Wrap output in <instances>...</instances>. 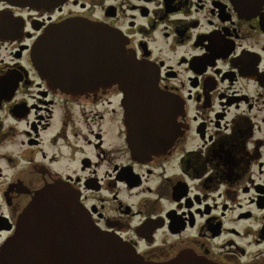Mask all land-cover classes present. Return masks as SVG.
Masks as SVG:
<instances>
[{
  "label": "flooded vegetation",
  "instance_id": "flooded-vegetation-1",
  "mask_svg": "<svg viewBox=\"0 0 264 264\" xmlns=\"http://www.w3.org/2000/svg\"><path fill=\"white\" fill-rule=\"evenodd\" d=\"M2 31L0 249L64 182L135 264H264V0L0 1ZM116 33L152 69L135 140L127 83L93 62Z\"/></svg>",
  "mask_w": 264,
  "mask_h": 264
},
{
  "label": "water",
  "instance_id": "water-1",
  "mask_svg": "<svg viewBox=\"0 0 264 264\" xmlns=\"http://www.w3.org/2000/svg\"><path fill=\"white\" fill-rule=\"evenodd\" d=\"M11 5L46 9L65 0H0ZM251 1L255 0H245ZM7 37L8 33L0 32ZM47 37L42 34L32 49V59L42 76L48 72ZM99 54V72L107 73L110 80L127 83L132 98L131 127L133 140L141 119L134 112L143 111L149 95L144 83L151 80L146 74L152 71L137 61L125 49V42L118 33L115 40H103ZM96 60V58L94 59ZM51 63H54L51 62ZM115 73V75L113 74ZM103 76V75H102ZM137 142V141H136ZM134 145H138L133 141ZM132 250L123 242L98 230L91 222L80 202L79 194L64 182H53L36 191L19 214L13 233L0 249V264H135Z\"/></svg>",
  "mask_w": 264,
  "mask_h": 264
}]
</instances>
